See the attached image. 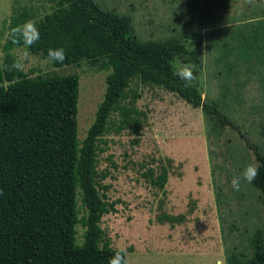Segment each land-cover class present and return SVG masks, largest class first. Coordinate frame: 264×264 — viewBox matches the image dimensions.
<instances>
[{
	"label": "rangeland",
	"instance_id": "1",
	"mask_svg": "<svg viewBox=\"0 0 264 264\" xmlns=\"http://www.w3.org/2000/svg\"><path fill=\"white\" fill-rule=\"evenodd\" d=\"M55 1L0 0V68L12 19L25 10L27 21L37 22L56 8ZM96 2L129 17L141 40L181 41L183 35L199 34L203 51L195 86L205 101L218 102L238 127L225 128L215 137L201 108L134 82L132 89L140 94L137 109L145 114L139 135L129 130L116 134L110 128L100 143L98 170L106 173L105 200L114 207L101 219L105 239L112 249H125L130 264H215L233 246L243 250L252 232L264 226L262 200L251 184L241 182V190L235 191L231 181L249 164L256 166L249 146L264 153V57L260 51L258 59L242 54L235 44L245 19L264 18V0ZM23 51V47L10 50L16 60ZM25 65L22 72L28 77L78 75L76 118L81 143L103 100L108 72L97 71L86 61L54 68L32 53ZM169 160L163 190L151 187L142 174L149 168L159 172L157 167H168ZM77 209L83 219L86 211L79 196ZM161 214L181 215L184 221L160 224ZM75 231L76 244L81 245L85 228L78 224Z\"/></svg>",
	"mask_w": 264,
	"mask_h": 264
},
{
	"label": "trees",
	"instance_id": "2",
	"mask_svg": "<svg viewBox=\"0 0 264 264\" xmlns=\"http://www.w3.org/2000/svg\"><path fill=\"white\" fill-rule=\"evenodd\" d=\"M55 3L50 14L35 22L41 38L30 53L47 59L50 48H63L67 59L62 64L50 62L52 66L86 61L97 71L108 72L105 93L80 143L78 75L28 77L12 69L16 59L10 50L23 46L11 42V29L27 22L28 14L23 10L12 19L0 68V264H108L117 250L110 247L100 223L114 207L105 200L106 173L98 170V155L101 138L110 128L116 134L129 130L136 136L142 129L145 114L137 109L140 94L132 89L134 82L201 108L215 137L225 128L238 129L218 102L205 101L195 85L185 88L173 75L169 63L173 56L201 67L199 34L183 35L181 41L141 40L129 17L101 8L96 0ZM245 20L237 30L236 49L249 57H264V18ZM249 148L259 170L251 186L259 193L264 213V153ZM168 163L157 167L159 172L147 169L144 180L163 190ZM78 196L86 211L83 219L78 218ZM183 221L181 215L157 218L171 226ZM78 224L85 228L81 245L75 239ZM226 260L227 264H264V226L252 232L243 250L237 246L227 250Z\"/></svg>",
	"mask_w": 264,
	"mask_h": 264
},
{
	"label": "clouds",
	"instance_id": "3",
	"mask_svg": "<svg viewBox=\"0 0 264 264\" xmlns=\"http://www.w3.org/2000/svg\"><path fill=\"white\" fill-rule=\"evenodd\" d=\"M40 32L36 27L34 21H27L22 25H18L11 29V42L17 46H23L24 51L22 57L17 59L12 64V69L17 72L23 71L25 68V62L30 61V49L40 40ZM67 59L65 50L63 48H50L47 52V62L62 64ZM173 69V75L184 82L185 88H192L195 82L198 80L197 66L194 63H185L179 56H173L169 62ZM258 167L252 164L246 166L239 175L234 176L231 181V185L235 191L241 190V182L251 184L258 176ZM0 191V195H2ZM108 264H130L128 254L125 249L117 250L108 261ZM215 264H227L225 258H217Z\"/></svg>",
	"mask_w": 264,
	"mask_h": 264
}]
</instances>
